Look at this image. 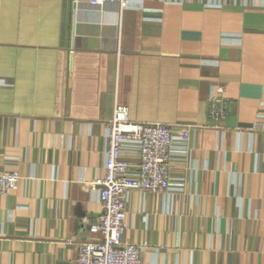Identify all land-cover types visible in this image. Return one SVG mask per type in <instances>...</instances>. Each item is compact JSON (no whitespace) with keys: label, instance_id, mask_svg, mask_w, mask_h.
<instances>
[{"label":"crops","instance_id":"1","mask_svg":"<svg viewBox=\"0 0 264 264\" xmlns=\"http://www.w3.org/2000/svg\"><path fill=\"white\" fill-rule=\"evenodd\" d=\"M116 105L195 128L171 189L128 195L122 242L142 264H264V0H0V170L20 175L0 194V264H74L99 239L89 182Z\"/></svg>","mask_w":264,"mask_h":264},{"label":"built area","instance_id":"2","mask_svg":"<svg viewBox=\"0 0 264 264\" xmlns=\"http://www.w3.org/2000/svg\"><path fill=\"white\" fill-rule=\"evenodd\" d=\"M75 5L103 8L116 5L120 10L132 0H72ZM223 89L208 98V116L213 121L226 118L229 103ZM107 150L104 172L89 182L101 205V212L89 224L88 231L99 236L95 241L78 242L74 264H142L143 246L122 242L128 228L126 203L133 190L165 193L171 189V164L185 160L190 151L191 125L170 126L161 123L135 124L128 120L126 106L116 105L113 117L105 123ZM135 151L136 165L124 159L126 151ZM20 175L16 170H0V194L16 190Z\"/></svg>","mask_w":264,"mask_h":264}]
</instances>
